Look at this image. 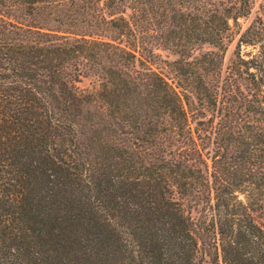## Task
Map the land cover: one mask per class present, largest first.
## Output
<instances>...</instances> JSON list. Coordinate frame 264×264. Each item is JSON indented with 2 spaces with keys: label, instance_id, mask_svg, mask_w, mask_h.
I'll return each mask as SVG.
<instances>
[{
  "label": "trees",
  "instance_id": "trees-1",
  "mask_svg": "<svg viewBox=\"0 0 264 264\" xmlns=\"http://www.w3.org/2000/svg\"><path fill=\"white\" fill-rule=\"evenodd\" d=\"M254 3L0 0V264H264Z\"/></svg>",
  "mask_w": 264,
  "mask_h": 264
},
{
  "label": "rangeland",
  "instance_id": "rangeland-1",
  "mask_svg": "<svg viewBox=\"0 0 264 264\" xmlns=\"http://www.w3.org/2000/svg\"><path fill=\"white\" fill-rule=\"evenodd\" d=\"M260 3H263L264 4V0H255V3L253 4L252 8H251V11H250V14L248 15L247 19L249 18H252L253 16H255L256 14H260L263 16V8H261L259 6ZM239 21L244 24L245 22V19H242V18H239ZM233 38L232 40H230L227 45H226V49L224 50V53H223V59H222V66H225L227 65V63H229V60L231 59V57H233V48H234V42H235V38H236V35L233 34ZM207 46L204 44L202 45V48H206ZM254 50V48H252L251 46L247 45V46H244V45H241L240 46V54H242V56L246 57L245 56V52L247 50ZM156 52L159 53V55L162 57V58H173L174 57V54L170 51V50H167V49H163V48H156L155 49ZM153 66H155L156 68H158L159 70H162L163 72L164 69H161L159 66L158 63H154ZM82 83H86V80H83ZM259 220H261L263 217H259V216H256Z\"/></svg>",
  "mask_w": 264,
  "mask_h": 264
}]
</instances>
